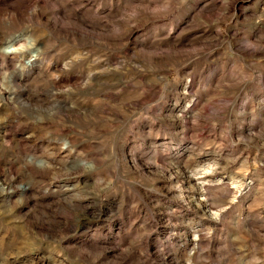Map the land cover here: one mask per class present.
Here are the masks:
<instances>
[{"label":"rangeland","instance_id":"1","mask_svg":"<svg viewBox=\"0 0 264 264\" xmlns=\"http://www.w3.org/2000/svg\"><path fill=\"white\" fill-rule=\"evenodd\" d=\"M0 264H264V0H0Z\"/></svg>","mask_w":264,"mask_h":264},{"label":"bare ground","instance_id":"2","mask_svg":"<svg viewBox=\"0 0 264 264\" xmlns=\"http://www.w3.org/2000/svg\"><path fill=\"white\" fill-rule=\"evenodd\" d=\"M14 48V46H13ZM11 44H7L6 46H4V49L8 50V52L12 53L15 52L16 49H13Z\"/></svg>","mask_w":264,"mask_h":264}]
</instances>
